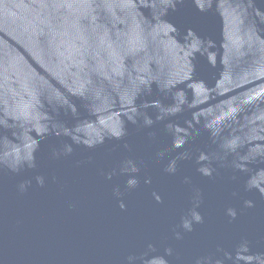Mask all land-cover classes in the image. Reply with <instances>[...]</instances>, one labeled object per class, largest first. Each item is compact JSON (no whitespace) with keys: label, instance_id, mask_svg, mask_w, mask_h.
Here are the masks:
<instances>
[{"label":"water","instance_id":"water-1","mask_svg":"<svg viewBox=\"0 0 264 264\" xmlns=\"http://www.w3.org/2000/svg\"><path fill=\"white\" fill-rule=\"evenodd\" d=\"M0 264H264V0H0Z\"/></svg>","mask_w":264,"mask_h":264}]
</instances>
